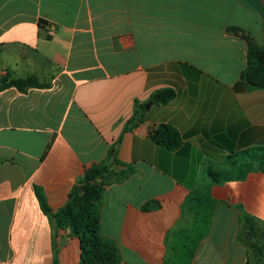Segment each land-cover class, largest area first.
Returning <instances> with one entry per match:
<instances>
[{"label":"crops","instance_id":"0c3cea01","mask_svg":"<svg viewBox=\"0 0 264 264\" xmlns=\"http://www.w3.org/2000/svg\"><path fill=\"white\" fill-rule=\"evenodd\" d=\"M243 36L264 48V0H0V82L47 85L0 92V264H54L36 190L57 212L115 146L98 181L119 264H245L240 212L264 223V174L221 185L208 174L264 148V88L242 80ZM164 89L176 99L153 103ZM161 125L179 149L153 142ZM57 245L59 264H80L69 227Z\"/></svg>","mask_w":264,"mask_h":264},{"label":"trees","instance_id":"16d2710c","mask_svg":"<svg viewBox=\"0 0 264 264\" xmlns=\"http://www.w3.org/2000/svg\"><path fill=\"white\" fill-rule=\"evenodd\" d=\"M248 42V65L242 75V80L248 84L264 88V48L259 47L249 38L243 36ZM36 77L14 80L5 76L0 82V92L16 88L26 92L30 88H45ZM173 89H164L155 93L151 100L155 104L167 105L176 99ZM146 117L144 106L138 108L133 118L128 122L126 130L136 127ZM154 143L170 151L179 149L183 143L179 131L169 125H161L150 133ZM121 140L118 142V146ZM118 147H112L108 152L107 161L103 165L93 166L87 177L76 185L69 197V201L60 210L54 212L47 204L40 189L37 196L44 214L48 217L52 228L54 248V264H59V247L57 237L59 230L69 227L72 234L81 241L82 259L80 264H119V254L116 247L108 242L100 233L101 204L103 202L104 188L98 180L103 178L110 167L118 163ZM239 158V161L233 159ZM232 164H240L239 173L235 175L228 170H208L214 184L221 185L229 179L243 180L253 171L264 174V148L257 151H245L241 155L231 157ZM131 171V169H128ZM127 172L121 175L123 179ZM228 176V177H227ZM239 231L236 243L247 250L245 264H264V223L240 212Z\"/></svg>","mask_w":264,"mask_h":264},{"label":"rangeland","instance_id":"374dc122","mask_svg":"<svg viewBox=\"0 0 264 264\" xmlns=\"http://www.w3.org/2000/svg\"><path fill=\"white\" fill-rule=\"evenodd\" d=\"M232 174H238L239 173V170H237V169H231V170H229Z\"/></svg>","mask_w":264,"mask_h":264},{"label":"water","instance_id":"95a60500","mask_svg":"<svg viewBox=\"0 0 264 264\" xmlns=\"http://www.w3.org/2000/svg\"><path fill=\"white\" fill-rule=\"evenodd\" d=\"M152 104H153V103H149V104L146 106V109L148 110Z\"/></svg>","mask_w":264,"mask_h":264}]
</instances>
